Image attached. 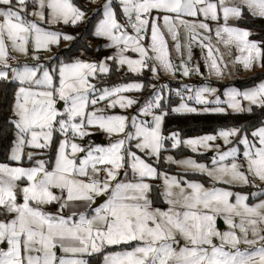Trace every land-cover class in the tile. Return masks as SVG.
<instances>
[{
	"label": "snow or ice",
	"instance_id": "1",
	"mask_svg": "<svg viewBox=\"0 0 264 264\" xmlns=\"http://www.w3.org/2000/svg\"><path fill=\"white\" fill-rule=\"evenodd\" d=\"M98 11L102 18L93 35L115 47L114 55L96 62L53 56L45 63L41 52L75 37L44 25L79 26L87 22L88 10L72 0H0V82L14 87L6 122L14 135L9 159L15 162L0 163V264H90L94 254L102 264H264V80L244 91L227 88L223 100L208 84L172 90L144 81L91 82L123 66L137 75L146 70L153 80L161 72L203 76L193 61L194 45L208 75L217 79L231 74L217 45L227 55L233 46L239 53L232 68L264 71V40H250L249 29L229 23L264 20V0H104ZM165 32L179 65L170 59ZM146 87L152 92L142 103L124 95ZM172 91L180 98L178 106L165 94ZM102 101L105 108L96 107ZM134 105H139L134 115L106 111ZM254 107L262 110L259 126H223L214 134L183 139L178 131L163 134L170 114H251ZM92 130L103 132L109 143L85 149L76 142L94 135ZM54 134L59 135L54 159L24 166V149H50ZM165 141L171 149L184 145L194 153L214 148L216 156L211 166L191 157H162L168 151ZM33 155L29 151L27 160ZM162 163L199 173L213 186L162 172ZM153 180H162V191ZM243 188L250 191L232 190ZM98 197L105 202L99 204ZM160 197L166 208L154 206ZM47 205L56 207L47 210ZM217 217L227 230L217 228ZM118 245L127 248L111 250Z\"/></svg>",
	"mask_w": 264,
	"mask_h": 264
},
{
	"label": "rangeland",
	"instance_id": "2",
	"mask_svg": "<svg viewBox=\"0 0 264 264\" xmlns=\"http://www.w3.org/2000/svg\"><path fill=\"white\" fill-rule=\"evenodd\" d=\"M85 5H87L90 9L96 11L99 10L101 5L104 3V0H96V3H93L92 0H82ZM72 2L74 3V0H72ZM117 2V0H113V3L115 4ZM118 12V17L120 15L119 10H117ZM102 18V13L99 19ZM98 19V20H99ZM98 20L96 21V23L98 22ZM45 27H50L51 30H57L60 31L62 33H67L65 32V28L66 27H71L70 25H63V24H57V25H52V26H48V25H44ZM128 31L131 33V29L129 28ZM71 41H64L61 40L59 47L53 46L52 47V51L51 52H41V55L45 57V60L42 62L45 63H51V61L48 59L49 57H58L59 60H63L65 62H71L72 60L75 59H81L84 61H89V62H96V61H100L103 60L107 55V53H105L106 51L111 52L114 51L116 53L117 49L115 47H106V44H108L109 42L106 39L103 38H98L94 43H92V47H93V52H89V53H85V52H81L79 53L77 56H74L72 58H60L61 56H59V49L60 47L66 48L69 46ZM213 43L216 44L215 40H213ZM97 46V47H96ZM218 47H220L222 52H225V60L229 62V69L231 70V74H227L226 73V78L225 79H214L211 78L208 75V72L205 71V68L203 67V65H201V63L196 60V58H194V62H197L201 65V71L204 73L203 76H199V75H191L190 77H183L180 75L179 72L176 73L175 77L173 76H169V75H165L160 73V79L159 80H153L151 78V73L148 71H144L143 74L146 72L148 73L149 78H151V80L149 82L152 83H157V84H167L168 87L172 90H176L181 88L183 85L187 84L190 86L195 87H199L202 86L204 84H208L212 87H216L217 89H219V93L221 95V99L223 100L224 97L222 95L223 91L227 88H236L239 89L240 91H244L248 88H245L244 90L238 88L235 85H230L227 83H210L209 81L207 82H200L201 80H216L219 82H226V81H231V80H235L237 78L240 79L241 76H243V74H245L246 71H242V69L237 65L236 68H232L231 65V59H229L230 55H227L226 53V49H224V47L222 45H217ZM131 54V55H130ZM127 54L129 55L131 58H138V54L136 53H130ZM114 55V54H111ZM20 61L23 62L24 61V57H19ZM173 63L179 65L180 63V57L179 55L172 59ZM29 63H31V61H28ZM113 61H107V63L110 65L111 67V63ZM11 63L15 64V61H11ZM123 69L124 72H128L132 75L138 76L137 74H133L131 72H129L127 70V66H123L121 67ZM262 70H257L255 72H249L246 73V75H250V74H254L256 72H261ZM142 74V75H143ZM109 74L107 75H99L97 76L96 80L91 81L92 83L97 84L98 86H113V85H119V84H124V83H130V82H138V81H144L141 78H131V79H127V80H122L119 81L117 83H113V84H109L107 82V77ZM140 75V76H142ZM248 77V76H246ZM238 80V79H237ZM264 80V78L262 79ZM260 80L259 83L262 81ZM236 81V80H235ZM256 86V85H255ZM254 87V86H253ZM251 88V87H249ZM152 92L151 88L146 87L143 91L141 92H131V93H125L124 95L133 97L135 99H137L138 101H140L141 103L145 100V98H147ZM166 95L170 96V101H171V106H178L179 102H180V98L177 97L175 95V91H172L171 93H165ZM173 100V101H172ZM190 105L192 106H196V107H202L201 105H195L194 101H187ZM106 101H102L100 102L96 107L99 108H105L106 105ZM244 104H246L247 102H243ZM139 105H134L133 107L127 109V110H122L120 109L118 106L116 108L113 109H106V111L109 114H126V115H134L136 114V109ZM58 109L62 110L63 109V102L59 101L57 104ZM89 110H91V107L89 108ZM229 112H231V110H229ZM141 119H148L149 121L151 120V117H141ZM163 129H164V123H163ZM94 131V135H92L91 137H85L83 140L77 139L76 142L81 144L82 146H84L85 149H87V147L89 146L90 143H95V144H100L103 146H106L109 141L106 138V135L99 131V130H92ZM164 134V132H163ZM208 134V133H207ZM210 134H214V133H210ZM165 135V134H164ZM204 135V134H202ZM200 136V135H198ZM196 137V136H194ZM182 138V137H181ZM189 138V137H188ZM59 139V135L58 134H54L53 137V141H52V146L50 149H33V148H28L26 147L24 149V160L22 161L24 166H32L36 160L38 159H44V160H49V159H54V155H55V149L57 147V142ZM113 139H115V137H113ZM183 139V138H182ZM216 144H220L221 145V149L224 150L227 146L223 145V142L221 140H217L215 141ZM165 147L168 148L167 152H162V157L166 156V155H172L174 156V158L176 159H183V158H188L191 157L192 159H195L198 163H204L205 165L211 166V161L212 159L216 156V151L215 149H199L198 152H192L190 148L184 146V145H180L178 148L176 149H171L170 148V141H165ZM242 149V145L240 146ZM31 151L33 152V160L32 161H28L27 160V153ZM179 151H185V153L183 154H179ZM10 153H11V149H10ZM10 153H9V157H10ZM85 155V153H77L78 157H83ZM4 163H9L10 165L15 166V162L11 161L9 159L8 162H4ZM159 170L162 172H167L169 175H179V176H184L185 178H194V179H198L200 180V182L204 183L205 187H212V183L208 180L207 177L201 176L199 173H185L183 172L182 169H180L177 165H170L168 163H162L161 165H159ZM151 183H153L154 185H159L158 191H162L163 190V184H162V180H153V181H149ZM218 187H226L223 185H216ZM233 191H243V192H248L250 191V189L248 188H243V189H232ZM252 191H254L255 189H251ZM54 191H58V190H54ZM153 196V193L151 194ZM99 198V197H98ZM97 198V200H98ZM105 201H103L100 204H103ZM99 206V205H97ZM154 206L156 207H161L166 208L167 205L163 202V197H160L158 200H156V202L154 203ZM47 210H54V208L56 207L55 205H47L45 206ZM93 207H96L95 205H93ZM217 228L220 231H225L227 230V225L224 223V220L221 217H217ZM126 245H118L116 247H121L120 249L114 250V251H122L125 250L127 248ZM114 247V246H111ZM102 264V263H101Z\"/></svg>",
	"mask_w": 264,
	"mask_h": 264
},
{
	"label": "trees",
	"instance_id": "3",
	"mask_svg": "<svg viewBox=\"0 0 264 264\" xmlns=\"http://www.w3.org/2000/svg\"><path fill=\"white\" fill-rule=\"evenodd\" d=\"M74 3L82 8L88 10L87 22L81 23L76 27H66L65 32L75 37L66 48L59 49L60 58H72L77 56L81 52L89 53L93 52L92 43H94L98 37L93 35L94 26L96 21L100 18L101 13L96 10L90 9L82 0H74ZM236 25L242 28L249 29L251 31L252 40H264V20L259 18H245L238 20ZM111 67L114 69V62L111 63ZM107 82L109 84L117 83L122 80H129L131 78H141L147 84L151 78L148 73H144L142 76L132 75L128 72H124L122 68L119 71H110ZM264 78V71L253 74L252 76L238 79L230 85H235L240 89L253 87ZM14 87L6 85L0 82V163L9 161V153L12 147L11 141L14 139L13 133L10 131V126L6 122V117L11 116V104L13 101ZM173 101V100H172ZM262 116V110L255 108L251 114H233L229 112L228 115L218 114H170L166 116L164 121L163 132L165 136L170 131H178L182 138L194 137L202 134L215 133L220 127L223 126H242L245 128L251 126H259V121ZM185 151H179V154H183ZM156 193H153L155 197ZM126 247V246H125ZM121 247H111V250H117ZM90 264H101L102 257L99 254H94L89 257Z\"/></svg>",
	"mask_w": 264,
	"mask_h": 264
},
{
	"label": "crops",
	"instance_id": "4",
	"mask_svg": "<svg viewBox=\"0 0 264 264\" xmlns=\"http://www.w3.org/2000/svg\"><path fill=\"white\" fill-rule=\"evenodd\" d=\"M238 20H235V21H233V20H230L229 21V23L230 24H234V25H236V22H237ZM237 26V25H236ZM242 28V27H241ZM251 32V31H250ZM182 36H183V34H181ZM165 38H166V40H167V42H168V46H169V55H170V59H174V58H176L177 56H178V54L174 51V49H173V47H172V44H173V42L171 41V39H170V37H168L167 36V34H166V32H165ZM249 39L250 40H252L251 39V35L249 36ZM213 40H215V37H213ZM215 42H216V40H215ZM215 44V43H214ZM97 47V46H96ZM105 53H107L106 55L107 56H110L111 54H115V52L114 51H111V52H108V51H106ZM131 52H129V53H126V54H130ZM131 55V54H130ZM236 55H239V53L236 51V49H235V47L233 46L232 47V54L230 55V57H229V59H233ZM193 56H194V58H196V60H198L200 63H201V65H203L204 64V61H203V55L201 54V50H200V48L199 47H196L195 45L193 46ZM194 58H193V60H194ZM239 66V65H238ZM241 69H242V71H244V69L241 67V66H239ZM257 70H260V69H255L254 71H252V72H255V71H257ZM205 71H207L208 72V70L205 68ZM162 73V72H161ZM246 73H249V72H245V74H243V76H241L240 77V79H242V78H245L246 76H252L253 74H250V75H246ZM256 73H258V72H256ZM162 74H164V73H162ZM255 74V73H254ZM211 78H214V79H217L215 76H210ZM237 79H239V78H237ZM237 79H235V80H237ZM220 80V79H219ZM235 80H231V81H226V82H219V81H216V80H201L200 82H210V83H212V84H214V83H227V84H229V83H232V82H234ZM242 90H244V89H242ZM98 199H100V201H99V204L100 203H102L103 201H105V199L106 198H98ZM99 204H96L95 206H97V205H99Z\"/></svg>",
	"mask_w": 264,
	"mask_h": 264
},
{
	"label": "water",
	"instance_id": "5",
	"mask_svg": "<svg viewBox=\"0 0 264 264\" xmlns=\"http://www.w3.org/2000/svg\"><path fill=\"white\" fill-rule=\"evenodd\" d=\"M98 201H100V199H98Z\"/></svg>",
	"mask_w": 264,
	"mask_h": 264
}]
</instances>
